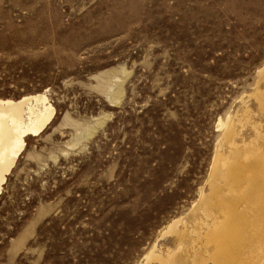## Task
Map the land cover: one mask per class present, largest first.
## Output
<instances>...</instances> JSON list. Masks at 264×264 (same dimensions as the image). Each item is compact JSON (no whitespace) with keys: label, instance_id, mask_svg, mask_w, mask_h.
Wrapping results in <instances>:
<instances>
[{"label":"rangeland","instance_id":"1","mask_svg":"<svg viewBox=\"0 0 264 264\" xmlns=\"http://www.w3.org/2000/svg\"><path fill=\"white\" fill-rule=\"evenodd\" d=\"M263 66L264 0H0V98L56 109L3 185L0 264H264Z\"/></svg>","mask_w":264,"mask_h":264},{"label":"bare ground","instance_id":"2","mask_svg":"<svg viewBox=\"0 0 264 264\" xmlns=\"http://www.w3.org/2000/svg\"><path fill=\"white\" fill-rule=\"evenodd\" d=\"M260 73L264 74V66L261 68ZM119 92L117 86L113 88V92L108 97L110 100L112 98L118 99ZM55 116L56 109L45 92L24 95L16 100L0 98V194L7 175L15 166L18 157L25 148V138L29 135H39L54 120ZM225 132L228 135V133H231V129H227ZM221 157L220 153L214 157L211 168L212 178L215 181L224 178L225 182L229 184L237 182L240 175L238 169L234 166L235 163L233 165L223 164ZM224 165H226L225 170H223ZM213 185L217 186L215 183ZM225 201L227 202V208L232 210V213L238 210L232 200ZM179 221L180 219H176L169 223L168 232L174 231ZM154 257V252L151 251L147 254L146 259L148 261ZM160 261L161 264H166L168 261L170 262V259L169 257L166 259L161 258Z\"/></svg>","mask_w":264,"mask_h":264}]
</instances>
